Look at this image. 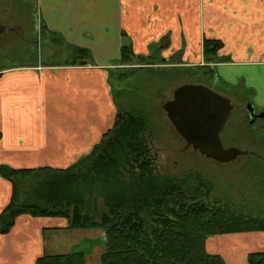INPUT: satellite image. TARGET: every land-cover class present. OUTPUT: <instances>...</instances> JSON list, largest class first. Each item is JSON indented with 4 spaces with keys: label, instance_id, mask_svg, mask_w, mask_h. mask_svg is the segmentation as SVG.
Masks as SVG:
<instances>
[{
    "label": "crops",
    "instance_id": "obj_1",
    "mask_svg": "<svg viewBox=\"0 0 264 264\" xmlns=\"http://www.w3.org/2000/svg\"><path fill=\"white\" fill-rule=\"evenodd\" d=\"M37 15L43 32L62 40L63 55L80 47L93 62L0 69V165L73 166L115 125L116 70L178 72L165 78L156 98L169 92L172 79L179 83L208 66L205 39L222 41L219 53L231 59L212 65L218 81L254 95L264 110V0H37ZM124 43L136 56L153 58L151 64L123 65ZM11 196V183L0 176V214ZM104 242L102 231L73 230L63 218L22 215L0 234V264H36L46 254L71 253L100 264ZM206 249L227 264H248L250 253L264 252V232L213 236Z\"/></svg>",
    "mask_w": 264,
    "mask_h": 264
},
{
    "label": "trees",
    "instance_id": "obj_2",
    "mask_svg": "<svg viewBox=\"0 0 264 264\" xmlns=\"http://www.w3.org/2000/svg\"><path fill=\"white\" fill-rule=\"evenodd\" d=\"M203 45L208 66L196 74L213 77L212 65L231 59L220 55L222 41L205 39ZM149 59L136 56L130 43L122 46L123 65L151 64ZM83 61L93 62L90 51L72 47L68 65ZM134 118L118 110L114 127L69 168L0 165V176L12 185L10 203L0 214V234L9 233L22 215L63 218L73 230L104 233L100 264H227L208 253L209 238L264 232V217L238 214L231 204L213 199V183L203 174L193 169L179 176L161 173L150 144L154 133L143 114ZM247 260L264 264V252L250 253ZM36 264L86 262L83 253H71L46 254Z\"/></svg>",
    "mask_w": 264,
    "mask_h": 264
},
{
    "label": "rangeland",
    "instance_id": "obj_3",
    "mask_svg": "<svg viewBox=\"0 0 264 264\" xmlns=\"http://www.w3.org/2000/svg\"><path fill=\"white\" fill-rule=\"evenodd\" d=\"M37 16V0H0V26L6 28L0 34V69L24 65L45 66L53 62L59 64L70 59V55L67 56L68 49L64 51L66 54L62 53V40L43 32ZM140 69L116 70L112 78L114 97L121 112L130 113L131 118L139 117L140 114L145 116L154 133L150 144L157 154L158 170L172 176H179L190 169L196 170L213 183V199L231 204L238 214L264 217V162L251 157L253 152L263 155L264 141L256 140L255 136L248 133L244 121L239 120L236 128L231 126L233 129L223 131L222 141L224 147H236L246 154L235 162L220 164L187 146L161 108V105L173 98L176 86L190 82L202 83L233 98L238 104L239 98L234 94L237 89L218 81L214 71V76L209 75L208 80L197 78L200 75H189L179 80V83L172 79V84L166 88L169 92L164 94V90L159 91L155 98L165 78L177 75L178 72ZM238 91L241 90L238 88ZM245 92L243 95L255 103L254 95Z\"/></svg>",
    "mask_w": 264,
    "mask_h": 264
},
{
    "label": "water",
    "instance_id": "obj_4",
    "mask_svg": "<svg viewBox=\"0 0 264 264\" xmlns=\"http://www.w3.org/2000/svg\"><path fill=\"white\" fill-rule=\"evenodd\" d=\"M6 28L0 26V34ZM85 66V61L80 62ZM170 123L187 146L207 159L229 164L246 154L236 147H224L221 138L234 108L232 100L201 84L176 88L173 99L162 105Z\"/></svg>",
    "mask_w": 264,
    "mask_h": 264
},
{
    "label": "flooded vegetation",
    "instance_id": "obj_5",
    "mask_svg": "<svg viewBox=\"0 0 264 264\" xmlns=\"http://www.w3.org/2000/svg\"><path fill=\"white\" fill-rule=\"evenodd\" d=\"M206 75H208V74H204V73L200 74V76L207 78L206 80H208L209 77H207ZM202 77H201V79H202ZM198 84L204 85L202 83H198ZM234 94L237 95V97L239 98L238 104L236 101L233 100V98L226 96L232 100V104L234 105V108H233V110L229 116L228 122H227L223 131H228L230 129H233L231 126L236 128L238 121L242 120V121H244L245 126L248 129L247 130L248 133L255 136L256 140L258 139L261 142H263L264 141V110L258 108L253 102L248 100L243 95V93H240V91H238V90L234 91ZM222 134H223V132L221 133V135ZM221 138H222V136H221ZM254 149H256V148H254ZM242 151H244V150H242ZM253 153L254 154H251L252 159H256V160L264 162V152H263L262 156H259L255 152H253Z\"/></svg>",
    "mask_w": 264,
    "mask_h": 264
}]
</instances>
